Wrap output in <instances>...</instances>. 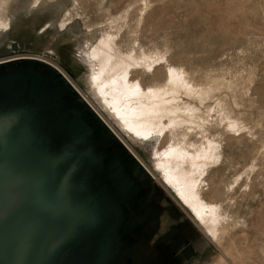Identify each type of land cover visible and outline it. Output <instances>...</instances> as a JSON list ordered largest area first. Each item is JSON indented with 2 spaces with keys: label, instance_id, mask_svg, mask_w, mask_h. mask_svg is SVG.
<instances>
[{
  "label": "rangeland",
  "instance_id": "374dc122",
  "mask_svg": "<svg viewBox=\"0 0 264 264\" xmlns=\"http://www.w3.org/2000/svg\"><path fill=\"white\" fill-rule=\"evenodd\" d=\"M16 55L60 69L156 176L130 173L159 223L120 203L111 264H264V0H0V59ZM31 63L0 78H61Z\"/></svg>",
  "mask_w": 264,
  "mask_h": 264
},
{
  "label": "water",
  "instance_id": "95a60500",
  "mask_svg": "<svg viewBox=\"0 0 264 264\" xmlns=\"http://www.w3.org/2000/svg\"><path fill=\"white\" fill-rule=\"evenodd\" d=\"M2 83L0 109H16L0 111V264H83L88 252L87 264H103L122 208L101 185V174L83 163L82 155L94 160L91 149L73 150L46 120L68 84L34 73L8 75ZM68 130L75 145L90 135L80 119ZM107 174L122 200L140 197L119 163Z\"/></svg>",
  "mask_w": 264,
  "mask_h": 264
},
{
  "label": "flooded vegetation",
  "instance_id": "af4514ba",
  "mask_svg": "<svg viewBox=\"0 0 264 264\" xmlns=\"http://www.w3.org/2000/svg\"><path fill=\"white\" fill-rule=\"evenodd\" d=\"M16 63H20V62H16ZM13 64H10V66H12ZM28 68V67H27ZM33 70V71H32ZM32 71V72H31ZM31 73H34L36 75H39L41 77L44 78H53V77H48L45 76L44 74L37 72L33 67H30L28 69L27 72L22 73H15L12 72L8 75H13V74H19V75H26V76H30ZM6 75V76H8ZM5 76V77H6ZM5 77H1L0 78V87L3 84L2 81ZM67 87L66 86H62L60 89V94L58 96V99L55 101V103L53 104L52 108L50 110H46L45 111V115L48 116L46 118L47 121H50V123H52L53 128H54V132L58 133L59 135L64 136V138H66V140H68L69 142V147L72 148L75 151H78L80 153L84 152L87 148H90L91 151L93 152L94 156V160H92V163H90L88 161V159L86 157H83V163L90 167V169H96V171H98V173L101 174V185H103L106 190L119 202L121 203V205L123 206L122 202H131L130 204H138V209L137 210H141L140 212H144V215H150L151 213H153L152 217H154L153 219H151L149 221L150 227H151V223L154 222L156 220L157 223H159V221L157 220V215L158 212H160L161 208H159L158 203L157 202H149V204L146 206V201L148 200L149 197L153 198L155 197V191L152 190L151 185H148L147 189L142 188L139 185V192L141 193L140 197L138 199H136L135 196L132 197H128L126 200H122V194H120L116 187H112V180H110L109 175L107 174V170H109L110 168H112L116 163H119L123 168V162L120 160L124 159L123 157H119L117 156L114 158H111V155H114L117 151V146L116 147H107L106 143L108 142L107 140V133L103 127V124L99 121V119L95 116L93 117L90 113H88L89 111L87 110L88 107H86V105L84 103H79L77 101L78 98L76 96H73L69 93H67ZM19 101L21 104H26L27 101L25 100H16ZM8 103H10L12 106H14L15 104H17V102H12L11 100L7 101ZM4 103V101L2 100V98L0 97V106ZM18 105V104H17ZM77 105H79L77 107ZM83 109H82V108ZM16 109V107H5L3 106L0 111H4V109ZM22 108H26L24 106H22ZM18 109V108H17ZM80 109V110H79ZM82 109V110H81ZM85 109V111H83ZM79 114V118H77L76 115H74V113ZM92 112V111H91ZM91 118H95L96 120L99 121V126L96 127V130L94 131L95 127L92 122H91ZM80 119V121H82L89 129H90V135L86 136L84 139V142L80 143L79 145H75L73 143V141L77 140V138L75 139H70V135L71 132L68 130V127L72 126L75 124L76 120ZM91 124V125H89ZM100 133V134H99ZM100 140L101 143H97V141L95 140ZM103 142V143H102ZM125 171V168H124ZM126 173V171H125ZM104 174V175H103ZM127 174V173H126ZM129 176V175H128ZM137 184V183H136ZM146 188V187H145ZM155 188V187H154ZM156 189V188H155ZM129 190V189H128ZM127 190V191H128ZM125 191V192H127ZM125 194V193H124ZM162 201H165V197H160ZM154 201V200H153ZM156 204V205H155ZM154 205V206H152ZM158 205V206H157ZM158 209H157V207ZM145 207V208H144ZM174 212V211H173ZM124 226V225H123ZM122 228V227H121ZM120 230L118 231L119 233H117V235L122 236L123 239V234L125 233L126 230H132V228L128 225H126L124 230ZM170 232V231H169ZM177 230L173 229L170 234H176ZM126 236V235H125ZM124 236V240H123V244L125 243L124 241H126V237ZM87 250V248H86ZM85 257V262L86 261H90L89 258Z\"/></svg>",
  "mask_w": 264,
  "mask_h": 264
},
{
  "label": "bare ground",
  "instance_id": "6f19581e",
  "mask_svg": "<svg viewBox=\"0 0 264 264\" xmlns=\"http://www.w3.org/2000/svg\"><path fill=\"white\" fill-rule=\"evenodd\" d=\"M67 44V43H66ZM30 62L29 65H32L31 62H36V63H40L43 64L49 68H51L53 71H55L57 74H59V76L61 78H63L65 80V82L68 84V86L81 98V100L83 101V103L86 105V107H88V109L90 111H92V113L99 119V121L105 126L106 130H108L109 132L112 133V135L115 136V138L118 140V142L120 143V145L124 148V150L131 156V158L137 163V165L139 164L144 171L146 172V174L149 176V178H151L152 180H156V176H154V174L152 173V171H150V169L147 168V166H145L141 160L137 157L136 152L133 151V149L122 139L121 135L115 131L114 127H112V125H110L109 121L105 118V116L101 113L98 112V110L93 106L92 102L90 100H88L86 98V96L83 94V92H81L78 87L75 86V84H73L69 79H67V77L65 76V74L58 69L57 67H55L54 65L48 63L47 61L39 58V57H31V56H12L6 59H0V66L5 65V64H13L16 62ZM12 67V66H11ZM33 71V70H32ZM31 71V72H32ZM56 78V77H55ZM67 86V87H68ZM8 109V108H7ZM7 109H4V111H2V113H5V111L7 112ZM10 111H12L13 109H8ZM133 129V128H132ZM133 133L135 135H142L144 132H135L134 130H132ZM100 134V133H99ZM124 135V134H123ZM87 247V246H86ZM86 250V249H85ZM88 253H85L84 256H86V258H89L90 261H86L84 260L83 264H87L91 262V257H88ZM90 256V255H89Z\"/></svg>",
  "mask_w": 264,
  "mask_h": 264
},
{
  "label": "crops",
  "instance_id": "0c3cea01",
  "mask_svg": "<svg viewBox=\"0 0 264 264\" xmlns=\"http://www.w3.org/2000/svg\"><path fill=\"white\" fill-rule=\"evenodd\" d=\"M87 97V96H86ZM88 98V97H87ZM88 100H90L89 98H88ZM91 101V100H90ZM92 102V101H91ZM93 104V103H92ZM93 106L95 107V105L93 104ZM96 108V107H95ZM97 109V108H96ZM98 110V109H97ZM98 112H99V110H98ZM100 113V112H99ZM94 117V116H93ZM106 118V117H105ZM108 120V119H107ZM91 122H92V124L95 126V127H93L91 124H89V125H91L93 128H94V131L96 130V127L97 126H99V121L98 120H96L95 118H91ZM103 127L105 128V126L103 125ZM115 128V127H114ZM106 129V128H105ZM101 140V139H100ZM99 139L97 140H95V141H97V143L99 144V143H101V141H100ZM103 143V142H102ZM125 154L127 155L126 156V159L124 160V162L122 163L123 164V166H124V168H125V171H126V173L129 175V177L130 178H132L138 185H139V180H137L135 177H133V176H131V172L132 171H134L135 169L136 170H141V171H143L145 174H146V172L144 171V169L138 164L137 165V163L131 158V156L127 153V152H125ZM134 161V162H133ZM135 165V167H133L132 165ZM133 168V169H132ZM135 172V171H134ZM142 188H145L144 186H141ZM157 201L158 200V198H156V197H153L152 199H148L147 201H146V206L149 204V202H151V201ZM128 203H131V202H128ZM133 205V204H132ZM137 209H138V206H135V207H133V211L135 210V211H137ZM156 225H157V222H156V220L154 221V222H152L151 223V227L152 228H154V227H156ZM152 230V229H151ZM130 231L131 230H126L125 231V233L123 234L125 237H126V241H124V242H126L127 244H126V248L128 249V242L130 241ZM183 233H184V235L187 237V238H189V237H194L195 238V236H194V233L190 230V229H187V227H184V228H182V230H181ZM204 235V234H203ZM119 236V235H118ZM124 236H123V240H124ZM112 239H114L113 237H112ZM112 239L110 240V241H108L107 243H106V249H107V252H106V255H108V257L105 259V263L106 264H111L109 261H110V254H109V249L110 248H112L111 247V245H110V243L112 242ZM122 246H125L124 244H123V241H122ZM191 248V247H190ZM195 248V247H194ZM193 248V249H194ZM125 257V258H124ZM126 255H123V258H121L122 259V262H120L119 260L116 262V264H128V261H126ZM124 261V262H123Z\"/></svg>",
  "mask_w": 264,
  "mask_h": 264
},
{
  "label": "snow or ice",
  "instance_id": "6c2138e0",
  "mask_svg": "<svg viewBox=\"0 0 264 264\" xmlns=\"http://www.w3.org/2000/svg\"><path fill=\"white\" fill-rule=\"evenodd\" d=\"M149 91H151V89H149ZM128 131H131V129H128ZM145 139H147V137H145Z\"/></svg>",
  "mask_w": 264,
  "mask_h": 264
}]
</instances>
